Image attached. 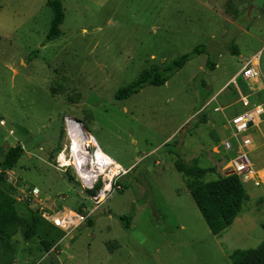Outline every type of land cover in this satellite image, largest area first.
<instances>
[{"label":"rangeland","instance_id":"obj_1","mask_svg":"<svg viewBox=\"0 0 264 264\" xmlns=\"http://www.w3.org/2000/svg\"><path fill=\"white\" fill-rule=\"evenodd\" d=\"M46 1L0 0V160L11 146L24 150L7 171L19 220L8 237L0 233V264H230L233 250L264 245V187L244 185L242 209L216 235L188 191L199 180L223 175L234 151L209 153L214 168L200 178L177 172L171 153L191 161L211 152L206 107L222 100L229 119L241 111L237 87L264 104V0H61V35L49 41ZM232 42L237 54L229 49ZM198 45L204 51L163 85L114 98L143 69ZM253 57L260 84L237 73ZM207 59L213 69L206 68ZM64 116L80 121L129 170L119 180L122 189L91 213L92 225L86 221L64 236L37 212L43 221L25 240L32 207L18 197L24 187H37L58 208L93 207L78 182L68 181L72 172L53 166L67 142ZM259 128L249 151L255 166L264 160V115ZM198 160L202 167L213 164ZM130 212L126 230L119 217Z\"/></svg>","mask_w":264,"mask_h":264},{"label":"trees","instance_id":"obj_2","mask_svg":"<svg viewBox=\"0 0 264 264\" xmlns=\"http://www.w3.org/2000/svg\"><path fill=\"white\" fill-rule=\"evenodd\" d=\"M46 4L52 11L49 29L46 33V41H49L61 35L60 26L64 19V12L61 0H47ZM229 49L233 54L238 53L236 44L233 42L230 44ZM203 51V45H198L191 52L180 55L168 63L153 64L143 69L130 83L120 86L116 90L114 98L116 100L126 99L140 91L145 85H163L175 71L179 70L193 56ZM214 66L215 63L207 59L206 68L213 69ZM164 146H167V144ZM23 151V147L16 144L9 147L3 159L0 160V233L7 237L10 235L11 229L17 226L19 216L14 208L15 188L10 181L5 180V176L8 175L7 171L12 170L21 158ZM171 153L176 156L173 163L175 169L185 176L200 178L203 174L212 171V168H202L196 163H188L177 151H171ZM70 175L68 177L69 181H75L74 177ZM188 190L209 230L214 235L221 233L232 224L242 209L246 197L245 187L236 174L221 175L214 180L203 183L199 180L198 183L191 185ZM133 215L134 212H130L119 217L126 230L130 228ZM40 221L43 220L38 216L37 210L32 208L28 227L23 234L25 240L33 237ZM92 223L91 218L87 220V225H92ZM49 248L47 247V250ZM229 259L230 264H264V245L253 249H235L230 253Z\"/></svg>","mask_w":264,"mask_h":264},{"label":"built area","instance_id":"obj_3","mask_svg":"<svg viewBox=\"0 0 264 264\" xmlns=\"http://www.w3.org/2000/svg\"><path fill=\"white\" fill-rule=\"evenodd\" d=\"M238 76L247 82L257 81L261 76V71L250 60L242 66ZM239 95L242 110L229 119L234 143L230 139H226L216 148L219 151L235 152L234 157L223 165V175L236 174L243 185L249 184L258 187L264 184V165L255 167L249 157L252 146L249 131L261 122L264 115V104L253 101L250 95L241 93ZM69 118V116L63 118L67 142L52 159L53 166L64 172H72V176L78 182L81 190L87 192L93 207L89 211L85 207L82 211L65 207L50 209L45 205L46 201L40 197L38 188L24 187L18 192L20 199L37 210L42 218L60 229L64 236H69L71 232L82 226L91 213L103 204L110 194L115 190L122 189L119 180L129 170L110 155L102 153V156H99L98 151L101 148L95 138H91L90 145L80 152L83 154L80 158L72 155L73 141L69 132ZM89 192L92 193L89 194Z\"/></svg>","mask_w":264,"mask_h":264},{"label":"crops","instance_id":"obj_4","mask_svg":"<svg viewBox=\"0 0 264 264\" xmlns=\"http://www.w3.org/2000/svg\"><path fill=\"white\" fill-rule=\"evenodd\" d=\"M62 2V1H61ZM65 18V17H64ZM64 20V19H63ZM63 23V22H62ZM252 62H253V64L255 65V66H257L258 68H259V63H258V61L255 59V57H253V59H252ZM247 63V62H246ZM245 63V64H246ZM243 66V65H242ZM242 66H241V68H242ZM240 68V69H241ZM240 69H239V71H240ZM259 70H260V68H259ZM238 71V72H239ZM237 72V73H238ZM236 73V74H237ZM260 79V78H259ZM258 81V80H257ZM250 82V81H249ZM248 82V83H249ZM258 84H260V80L257 82ZM237 85V84H236ZM252 88L250 87V90H251ZM259 89V88H258ZM257 89V90H258ZM220 90L221 89H219L216 93H214V95H212L207 101H206V103L205 104H209V103H211L213 100V98L215 97V95H217L219 92H220ZM236 91L238 92V94H243L242 93V90L239 88V87H237L236 88ZM251 91H253V90H251ZM259 91H261V90H259ZM221 93V92H220ZM252 94V93H251ZM251 94H244V95H251ZM253 95V94H252ZM240 96V95H239ZM217 99V97L215 98V100ZM212 100V101H211ZM214 100V101H215ZM211 101V102H210ZM256 102V101H255ZM261 103V102H260ZM263 103V102H262ZM206 108H209L208 109V111L205 113V115H206V125L207 126H209V128L207 129V130H205L206 131V134H207V137H208V140L210 141V143L212 144V146L213 147H211V152H209V151H203L202 153H200L197 157H193V156H195V155H193V156H190V157H187V158H191V157H193V159L191 160V161H187L188 163H196L198 166H200L199 165V158H203V159H207L209 162H213V160L212 159H214V157H211L210 156V154L209 153H211L212 154V156H217L218 154H219V150H218V148H216L217 146H219L221 143H222V141L223 140H226V139H230L233 143H234V139L232 138V128H231V126H230V124H229V119H228V117H227V111H228V106H224L223 105V103H222V100L220 101V104H218V105H215L213 108H211V106H207ZM205 108V109H206ZM241 110H242V107H241ZM240 112V111H239ZM237 113V112H236ZM236 113H234V114H236ZM233 114V115H234ZM232 115V116H233ZM263 117V116H262ZM262 121V120H261ZM2 122V124L4 123V121H1ZM260 124V123H259ZM259 124L256 126V127H253L252 128V130L251 131H249V134H250V136H251V139H252V148H253V137H252V132L253 131H261V129L259 128ZM180 127V128H179ZM178 128V132L180 131V132H182V129H183V123L179 126ZM183 131H185V130H183ZM9 134H13V131L12 130H9ZM263 135V134H262ZM22 147H23V145H21ZM264 147V146H263ZM251 148V150H253ZM23 153H24V151H23ZM235 153V152H234ZM184 159V158H183ZM185 160V159H184ZM186 161V160H185ZM216 161V160H215ZM252 161V160H251ZM214 163L215 162H213V164L212 165H210V166H208V167H202V166H200V167H202V168H214ZM253 163V162H252ZM254 164V166H255V163H253ZM261 164V165H260ZM264 165V160H260V161H258V162H256V166L255 167H260V166H263ZM174 167V166H173ZM175 168V167H174ZM222 168H223V166H222ZM178 172V171H177ZM67 179H68V177H67ZM68 181H69V179H68ZM70 183H72L71 181H69ZM73 184V183H72ZM264 187V184L263 185H260V186H258V187ZM253 187H256V186H253ZM37 188V187H36ZM40 191V190H39ZM189 191V190H188ZM41 192V191H40ZM190 193V192H189ZM42 198V197H41ZM43 200H45L46 201V203H45V205L48 207V208H50V209H53L54 207H58V204H57V202L55 201V200H49V198L47 199V198H42ZM87 199V198H86ZM87 201V200H86ZM85 201V202H86ZM84 202V201H83ZM65 208H69V207H65ZM69 209H72V208H69ZM72 210H76V209H72ZM233 223V222H232ZM230 226V225H229ZM225 229H227V228H225ZM225 229L223 230V231H225ZM222 231V232H223ZM221 232V233H222ZM61 240V239H60ZM60 240H59V242H60ZM59 242H56L57 244L59 243ZM55 243V244H56ZM58 247H59V245H57ZM57 246H54V247H57ZM59 261V260H58ZM59 263H60V261H59ZM61 264V263H60ZM62 264H64V263H62Z\"/></svg>","mask_w":264,"mask_h":264},{"label":"bare ground","instance_id":"obj_5","mask_svg":"<svg viewBox=\"0 0 264 264\" xmlns=\"http://www.w3.org/2000/svg\"><path fill=\"white\" fill-rule=\"evenodd\" d=\"M69 132L72 135V141H73V152L72 155L74 154L76 157L80 158L83 154V150H85L86 146L90 145L92 139L94 138L91 134H89L83 127V125L76 120L73 117L69 118ZM104 151L101 149L98 151L99 156H102ZM108 155V154H107Z\"/></svg>","mask_w":264,"mask_h":264},{"label":"water","instance_id":"obj_6","mask_svg":"<svg viewBox=\"0 0 264 264\" xmlns=\"http://www.w3.org/2000/svg\"><path fill=\"white\" fill-rule=\"evenodd\" d=\"M80 122V121H79ZM230 175V174H229ZM5 180L9 181L8 175L5 176Z\"/></svg>","mask_w":264,"mask_h":264}]
</instances>
